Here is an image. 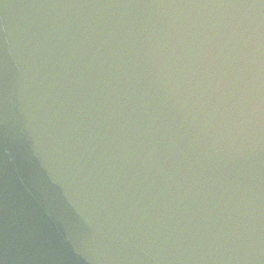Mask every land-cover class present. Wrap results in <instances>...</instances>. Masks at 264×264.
<instances>
[{
  "label": "water",
  "instance_id": "1",
  "mask_svg": "<svg viewBox=\"0 0 264 264\" xmlns=\"http://www.w3.org/2000/svg\"><path fill=\"white\" fill-rule=\"evenodd\" d=\"M27 264H264V0H0Z\"/></svg>",
  "mask_w": 264,
  "mask_h": 264
}]
</instances>
